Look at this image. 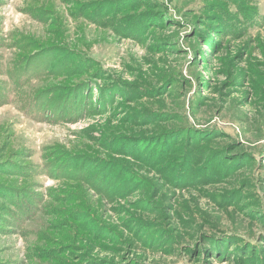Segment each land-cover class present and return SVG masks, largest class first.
<instances>
[{
  "label": "rangeland",
  "instance_id": "1",
  "mask_svg": "<svg viewBox=\"0 0 264 264\" xmlns=\"http://www.w3.org/2000/svg\"><path fill=\"white\" fill-rule=\"evenodd\" d=\"M0 264H264V0H0Z\"/></svg>",
  "mask_w": 264,
  "mask_h": 264
}]
</instances>
